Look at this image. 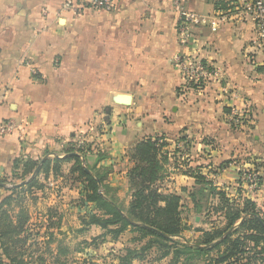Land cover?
Segmentation results:
<instances>
[{"label": "crops", "instance_id": "1", "mask_svg": "<svg viewBox=\"0 0 264 264\" xmlns=\"http://www.w3.org/2000/svg\"><path fill=\"white\" fill-rule=\"evenodd\" d=\"M62 1L0 0V120L25 124L21 132L0 136V179L13 178L20 158L63 159L65 145L82 133L93 148L85 164L106 171L108 195L126 209L135 165L131 149L146 138L164 137L158 185L182 197L184 222L192 226L182 232L184 238L199 236L193 228L210 227L203 215L212 198L199 202L197 193L206 191L202 180L230 196L252 199L264 212V44L255 23L238 9L244 0H228L226 10L217 9L214 0H179L198 18L193 45L179 42L176 0H114L112 11L90 8L77 18H57L54 11ZM44 8L50 10L47 16ZM187 53L222 67L225 78L187 88L173 62ZM122 94L130 96L129 104L117 102ZM234 108L245 114L240 123L230 117ZM99 152L104 154L100 161ZM71 166L65 162L48 180L40 175L46 187L25 199L32 240L49 248L41 253L48 261L75 255L112 257L119 264L132 233L95 240L104 232L101 227L84 229L80 184ZM249 168L263 176L258 188L242 182ZM17 171L21 175L22 167ZM32 175L1 184L0 202ZM19 211L16 206L12 214ZM87 242L89 247H69ZM156 257L150 253L132 264L169 260Z\"/></svg>", "mask_w": 264, "mask_h": 264}, {"label": "trees", "instance_id": "2", "mask_svg": "<svg viewBox=\"0 0 264 264\" xmlns=\"http://www.w3.org/2000/svg\"><path fill=\"white\" fill-rule=\"evenodd\" d=\"M214 1L217 9L229 8L228 0ZM203 86L196 85L197 88ZM165 144L164 137H149L131 149L135 165L129 171L132 200L126 209L108 195L104 184L106 171L98 169L97 165L85 164L84 159L93 148L86 141L79 143L76 136L65 145L63 159H46L41 163L17 159L13 178L8 177L10 181L0 179V185L14 182V178L26 180L37 168L39 170L26 183L13 185L10 194L0 202V264H47V258L41 253L49 252V248L32 240L34 233L28 228L29 215L24 210V203L35 189L46 187L39 176L48 180L50 173L57 175L62 171L65 162H72L69 172L80 184L78 206L85 209L80 215L84 229L92 225L101 227L104 232L95 240L107 236L116 239L126 231L135 234L131 238L134 245L123 249L118 257L119 264H132L135 259H143L150 253H156V260L168 258V264H264V212L252 199L230 196L227 189L210 181L202 180L206 191L197 192L199 202L212 198L203 215L210 227L193 228L199 233L197 238L182 236V232L192 229L184 222L182 197L164 193L158 185L162 178ZM103 158L104 154L99 152L98 160ZM260 166L264 167V163ZM20 167L23 169L21 175L17 171ZM262 180L263 176L259 174L256 188ZM16 206L20 211L13 215ZM197 211L201 213V208ZM53 260V264H59L61 259L55 257Z\"/></svg>", "mask_w": 264, "mask_h": 264}, {"label": "built area", "instance_id": "3", "mask_svg": "<svg viewBox=\"0 0 264 264\" xmlns=\"http://www.w3.org/2000/svg\"><path fill=\"white\" fill-rule=\"evenodd\" d=\"M175 10L178 13L177 36L181 44L197 43V37L194 32V24L198 21L197 15L190 11L179 0L174 3ZM239 10L250 18L256 25L259 40L264 44V0H244ZM100 9L112 11L115 8L114 0H63L55 9L54 15L62 18L70 15L72 18L80 17L87 9ZM42 13L47 16L50 13L48 8H44ZM218 22L212 24V29L217 30ZM174 65L181 70L187 81V88H197L196 85H206L212 81H221L225 78V70L214 64H211L197 53H187L176 55L173 59ZM36 73V71H33ZM200 88V87H199ZM198 89V88H197ZM232 120L240 123L245 119V114L237 108L231 112ZM25 124L18 123L14 119L0 120V136L9 135L24 130ZM79 143L84 142V138L77 136ZM259 172L255 168L245 169L242 173V182L248 188L257 187Z\"/></svg>", "mask_w": 264, "mask_h": 264}, {"label": "rangeland", "instance_id": "4", "mask_svg": "<svg viewBox=\"0 0 264 264\" xmlns=\"http://www.w3.org/2000/svg\"><path fill=\"white\" fill-rule=\"evenodd\" d=\"M80 137H84L83 136V134L82 133H79L78 134ZM65 200V199H64ZM67 200H71L70 198H67ZM186 236H189L190 235V233L189 232H185L184 233ZM132 236H128V234H127V237H131V238H133V236L135 235V234H131ZM72 245H70L69 247L70 248H74V249H79V247L80 248H82L83 246L84 247H89V242H87L86 244H84V245H81V244H76V243H71ZM131 245L133 246L134 244L133 243H131ZM117 252L119 253L120 251H116V253H114V252H111L112 254L114 253V254H117ZM121 254L123 253V252H120ZM113 254V255H114ZM76 256L75 255H72V256H70V257H68L67 259H61L60 261H59V264H113V260H112V257L109 259V260H102V259H100V260H97V259H93V257H89V258H85V259H82V258H75ZM114 257H115V255H114ZM54 263V260L52 259V260H49V261H47V264H53ZM136 264H168V260H164V261H159V262H155V261H151V262H146V261H144V262H137Z\"/></svg>", "mask_w": 264, "mask_h": 264}, {"label": "water", "instance_id": "5", "mask_svg": "<svg viewBox=\"0 0 264 264\" xmlns=\"http://www.w3.org/2000/svg\"><path fill=\"white\" fill-rule=\"evenodd\" d=\"M130 101H131V99H130V96H129V95H124V94H122V95H119L118 98H117V102H118V103L129 104ZM45 158H46V157H45ZM38 170H39V168H37V169L35 170V172L33 173V175H32L31 178H33V177L37 174ZM27 181H28V180H27ZM27 181H24L23 183H26ZM2 185H6V184H5V183H2Z\"/></svg>", "mask_w": 264, "mask_h": 264}]
</instances>
